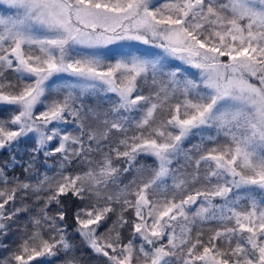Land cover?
<instances>
[{"label":"snow or ice","instance_id":"obj_1","mask_svg":"<svg viewBox=\"0 0 264 264\" xmlns=\"http://www.w3.org/2000/svg\"><path fill=\"white\" fill-rule=\"evenodd\" d=\"M5 155L0 264H264V0H0Z\"/></svg>","mask_w":264,"mask_h":264},{"label":"rangeland","instance_id":"obj_2","mask_svg":"<svg viewBox=\"0 0 264 264\" xmlns=\"http://www.w3.org/2000/svg\"><path fill=\"white\" fill-rule=\"evenodd\" d=\"M128 45H132L133 48L139 49L142 51L143 50L156 51V49H152L150 46L140 44L139 42H129V41H122L115 45H109L107 48H104L102 51L108 54L109 56H113L119 51L128 50L127 48ZM88 101H89V98L86 100V102Z\"/></svg>","mask_w":264,"mask_h":264},{"label":"trees","instance_id":"obj_3","mask_svg":"<svg viewBox=\"0 0 264 264\" xmlns=\"http://www.w3.org/2000/svg\"><path fill=\"white\" fill-rule=\"evenodd\" d=\"M95 101L91 98H89V101L86 102V103H89V104H92L94 103ZM195 142V141H194ZM30 146V145H29ZM24 151V146H21V153H23ZM7 159L6 155L5 156H0V162H2L3 160ZM150 162V161H149ZM48 164L51 165V169H48V168H41L40 171L41 172H45L47 171L49 175H51L56 167H57V164H56V161L54 159H50L48 161ZM17 172H19V170H17ZM69 207H73V205H71V203H69L68 205ZM69 232L71 233L72 232V223H71V220H69ZM211 233L207 232V230H205V235H204V239L207 240L208 239V236L210 235ZM75 239L77 240V242L79 241V238L78 237H75Z\"/></svg>","mask_w":264,"mask_h":264}]
</instances>
